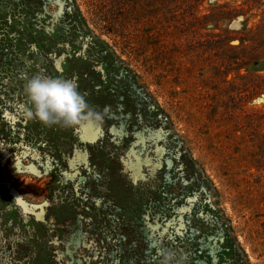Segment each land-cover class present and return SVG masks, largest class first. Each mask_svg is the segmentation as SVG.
<instances>
[{"label": "rangeland", "instance_id": "374dc122", "mask_svg": "<svg viewBox=\"0 0 264 264\" xmlns=\"http://www.w3.org/2000/svg\"><path fill=\"white\" fill-rule=\"evenodd\" d=\"M36 74L101 121L41 133ZM168 253L264 264V0H0V264Z\"/></svg>", "mask_w": 264, "mask_h": 264}, {"label": "clouds", "instance_id": "9594fccd", "mask_svg": "<svg viewBox=\"0 0 264 264\" xmlns=\"http://www.w3.org/2000/svg\"><path fill=\"white\" fill-rule=\"evenodd\" d=\"M24 90L31 104L27 115L35 116L45 125L63 123L71 127L83 121L100 122L102 119L72 78L36 74L25 82ZM172 255L167 254L164 264H169Z\"/></svg>", "mask_w": 264, "mask_h": 264}, {"label": "flooded vegetation", "instance_id": "af4514ba", "mask_svg": "<svg viewBox=\"0 0 264 264\" xmlns=\"http://www.w3.org/2000/svg\"><path fill=\"white\" fill-rule=\"evenodd\" d=\"M38 128L41 133L45 131L47 132L49 130L48 126H46L44 123H41V126H39Z\"/></svg>", "mask_w": 264, "mask_h": 264}, {"label": "trees", "instance_id": "16d2710c", "mask_svg": "<svg viewBox=\"0 0 264 264\" xmlns=\"http://www.w3.org/2000/svg\"><path fill=\"white\" fill-rule=\"evenodd\" d=\"M255 1H257V0H255ZM255 63L257 64L258 62L256 61Z\"/></svg>", "mask_w": 264, "mask_h": 264}, {"label": "bare ground", "instance_id": "6f19581e", "mask_svg": "<svg viewBox=\"0 0 264 264\" xmlns=\"http://www.w3.org/2000/svg\"><path fill=\"white\" fill-rule=\"evenodd\" d=\"M94 141H96L95 139H94ZM92 142V141H91Z\"/></svg>", "mask_w": 264, "mask_h": 264}]
</instances>
